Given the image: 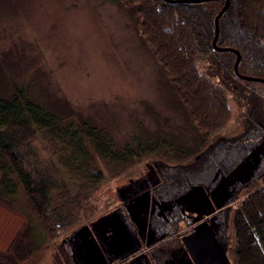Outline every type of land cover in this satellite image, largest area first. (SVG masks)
Returning a JSON list of instances; mask_svg holds the SVG:
<instances>
[{"label": "rangeland", "instance_id": "rangeland-1", "mask_svg": "<svg viewBox=\"0 0 264 264\" xmlns=\"http://www.w3.org/2000/svg\"><path fill=\"white\" fill-rule=\"evenodd\" d=\"M200 71L232 90L231 120L204 151L197 149V128L142 40L134 12L119 0H0V91L24 83L48 108L102 127L118 144L162 135L179 139L183 149H197L181 162L149 156L117 175L109 172L92 197L93 219L124 205L137 218L142 203L132 196L155 192L157 202L174 199L190 184L209 183L219 170H231L263 140L264 84L235 77L217 56L204 61ZM263 185L264 159L220 210L217 236L224 255L203 264H240L235 213ZM202 217L170 219L154 230L159 260L173 262L180 245L204 230L195 224ZM71 233L50 240L29 213L22 191L13 199L0 195V264H73Z\"/></svg>", "mask_w": 264, "mask_h": 264}, {"label": "trees", "instance_id": "trees-1", "mask_svg": "<svg viewBox=\"0 0 264 264\" xmlns=\"http://www.w3.org/2000/svg\"><path fill=\"white\" fill-rule=\"evenodd\" d=\"M119 1L134 12L142 40L197 128V149L204 151L232 117V90L200 71L204 61L217 56L236 77V55L212 45L215 18L225 1ZM219 26L218 44L241 53L240 72L264 78V0H230ZM179 142L149 135L118 144L102 127L60 114L26 84L12 82L0 91V195L13 199L22 191L29 213L54 241L97 220L92 197L109 172L117 175L149 156L181 162L197 151ZM234 228L238 262L264 264V185L239 203Z\"/></svg>", "mask_w": 264, "mask_h": 264}, {"label": "water", "instance_id": "water-1", "mask_svg": "<svg viewBox=\"0 0 264 264\" xmlns=\"http://www.w3.org/2000/svg\"><path fill=\"white\" fill-rule=\"evenodd\" d=\"M171 4L179 3H203L216 0H165ZM225 4L218 12L215 18V36L212 42L213 48L219 53L232 52L236 55L234 63V73L240 79L245 81L260 82L264 84V78L243 74L239 70L241 63V53L238 49L232 47H223L218 44L220 34V18L227 10L230 0H224ZM256 145V144H255ZM250 149V153L245 155L239 162L227 171H218L216 178L205 184H194L184 191L178 193L172 200L180 205L184 211L195 213L200 216H211L213 213L221 209L226 202L229 201L236 188L230 190L231 183L237 182L238 187L248 182L264 159V138L256 146ZM234 180V181H232ZM213 190L210 192V189ZM229 197V199H228ZM221 198L217 204L214 200ZM213 199V200H212ZM115 220V221H114ZM67 244L70 250L75 255V250L78 249L80 258L86 264H108L113 260H125L131 255H134L128 262L124 264H131L140 255H137L141 245L139 239L135 237L128 227V223L116 211L99 217L97 220L88 225H84L73 231L67 238ZM108 248H112V253L108 252ZM224 252L218 253L222 256ZM112 255V257H110ZM143 255H147L143 253ZM179 264H192L188 262H181Z\"/></svg>", "mask_w": 264, "mask_h": 264}, {"label": "flooded vegetation", "instance_id": "flooded-vegetation-1", "mask_svg": "<svg viewBox=\"0 0 264 264\" xmlns=\"http://www.w3.org/2000/svg\"><path fill=\"white\" fill-rule=\"evenodd\" d=\"M249 153L250 152H248V154ZM194 184L208 185L209 183H193L180 192L188 190L191 185ZM213 187L214 186H212V188L210 189V192L213 190ZM237 187V182L234 181V183H231L230 185V190H232V188L235 189ZM136 198L142 203V206L137 208L135 207L137 209L136 213H138L137 218H135L134 213L130 211L128 209V206L126 205H124L123 208L115 209L114 211L110 212L113 213L117 211L128 223V227L132 234L139 239V245H141V248L139 249L137 255L140 256L131 264H164V261L159 260V258L154 253V249L156 247L153 241L154 230H157L159 226H162L164 223H167V221H169L170 219L176 222L178 219L181 218L188 220V222H192V220L195 219V216L198 214L184 211L180 205L172 201L173 199L168 201L166 198L160 197V201L157 202V194L155 192H151V194H136L130 199L134 201L136 200ZM220 200L221 198H218L213 202L216 205L217 202H219ZM128 202H130V200H128L127 203ZM224 202H228L227 199ZM221 209L216 210L211 216H203L202 218L197 220V223L195 224H202V228H204V230L200 234H198V236H196L192 241L188 243H182L179 248H183L179 256H177V258H175L173 262H169L167 264H179L181 262L186 263L188 261L189 263L192 262V264H203L213 258L219 257L218 253L223 252L221 243L217 236ZM142 217L144 219L141 221ZM190 225L192 224L190 223ZM180 232L181 231L176 232L174 234H178ZM112 251V248H108L109 253H112ZM70 252L73 264H86L84 263V260L81 259L82 257L80 258L81 255L79 254L78 249L75 250V255L72 253L71 250ZM143 253H146L147 255L145 256L143 255ZM110 257H112V255H110ZM133 257L134 255H131L125 260H113L112 262H108V264H124Z\"/></svg>", "mask_w": 264, "mask_h": 264}, {"label": "crops", "instance_id": "crops-1", "mask_svg": "<svg viewBox=\"0 0 264 264\" xmlns=\"http://www.w3.org/2000/svg\"><path fill=\"white\" fill-rule=\"evenodd\" d=\"M223 208V207H222ZM224 255V254H223Z\"/></svg>", "mask_w": 264, "mask_h": 264}]
</instances>
